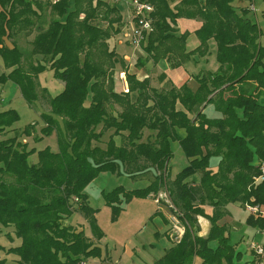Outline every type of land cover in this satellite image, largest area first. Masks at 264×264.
<instances>
[{
  "label": "trees",
  "instance_id": "1",
  "mask_svg": "<svg viewBox=\"0 0 264 264\" xmlns=\"http://www.w3.org/2000/svg\"><path fill=\"white\" fill-rule=\"evenodd\" d=\"M69 1L0 0V57L10 70L2 79L17 87L29 107L39 99L41 74L52 71L63 84V91L48 100L49 113L40 115L42 136L57 134V152L42 150L33 164L28 162L33 152L17 143V137L0 141V227H12L20 240V246L6 251L0 246V252L17 257L14 263L0 259V264L99 259L100 248L63 221L76 208L90 221L92 238L100 240L85 191L99 172L119 168L128 175L154 170L157 174L146 189L123 195L128 202L164 189L183 224L180 242L153 264H256L241 262L226 228L218 226L229 204L264 211V46L257 24L247 17L253 0H180L173 8L169 0H140L153 9L152 31L143 40L147 60L156 64L167 59L178 68L194 56H206L213 41L219 68L196 78L195 91L187 86L157 91L148 80L126 73L125 93L116 91L112 78L123 62L108 47L120 32L118 5L73 0L71 8ZM178 19L202 24L195 32L200 45L193 52L186 51L188 34H175ZM33 33L30 55L47 65L40 61L25 70L24 54L14 39ZM208 105L218 117L203 113ZM18 121L14 110L0 112V137ZM33 128L23 133L31 135ZM109 131L113 137L104 143ZM146 132L150 135L143 141ZM171 140L188 161L173 180ZM211 160L217 161L216 173L209 170ZM194 175L198 181L188 182ZM120 194L117 189L106 196L116 214ZM205 206L213 209L212 216L204 213ZM198 217L210 223L205 237H199ZM247 223L264 231V214L250 216Z\"/></svg>",
  "mask_w": 264,
  "mask_h": 264
},
{
  "label": "rangeland",
  "instance_id": "2",
  "mask_svg": "<svg viewBox=\"0 0 264 264\" xmlns=\"http://www.w3.org/2000/svg\"><path fill=\"white\" fill-rule=\"evenodd\" d=\"M131 1L132 0H122L117 4L122 16L119 26L120 32L109 39L108 47L110 51H114L120 56L126 55L127 60L130 62V66L133 69L148 73L153 65L149 64L144 67L136 65L137 59L140 57L145 60L143 47L146 44V40L137 43L132 38L134 24H129L130 15L128 16L127 11L124 8V6L127 7ZM51 2H53V0ZM69 6L73 8V0L69 1ZM247 17L251 22L257 24V27L260 30V44L264 46V0H253V6L248 12ZM34 35V33L29 37L20 35L14 39L16 41V46L19 47L24 54L22 67L25 70L40 61L45 62L47 65L46 60L40 57H31L30 55L31 41ZM4 45L10 48L12 47V41L5 40ZM194 57L200 59L199 69L207 73L214 72L215 59L213 57L212 60L209 58L208 61L200 56ZM127 60L126 62H128ZM123 68H125V64H123ZM9 71L10 70H7L4 67L3 61L0 57V112L14 110L19 116V121L12 127L14 130L5 131L0 137V141L17 137V143L25 145L29 152H33L32 155L28 157V162L36 164L38 162V152L45 149H48L51 152L58 151L56 133L53 132L48 136H42L41 130L45 125L41 120L40 115L49 113L48 100L50 97L53 98L63 91V84L54 78V73L52 71H46L41 74L39 76V99L32 107H29L22 99L20 93L15 90L12 83L8 80L2 79L3 76H6L9 73ZM121 71V67L117 65L116 70L112 72V78L113 76L115 77V83L118 86L119 91L123 83L122 81L124 80V82H126L124 74L126 71L123 73L124 76H122V74L119 75ZM217 71L215 73H217ZM194 72L196 74L198 73L196 70H194ZM160 77V73L154 72L151 75L152 83L156 84ZM119 78L121 82H119ZM195 86V81L193 80V83L187 87L192 89ZM43 89L46 90V93H42ZM125 89H127V86ZM177 108L181 111L184 110V107L179 103L177 104ZM28 126H34L31 135H25L23 133ZM177 133L180 136L184 135L183 130H178ZM112 134V131L105 132L103 142L106 143L109 140V136H112ZM149 135L150 133L146 132L143 141ZM119 140L120 139L118 138H114L116 144H118ZM101 147L104 148V146ZM170 148L171 151L174 152V161L170 164L169 168L171 169V172L175 174V178L179 169L186 166V160L183 152L180 151L177 141L171 140ZM197 180L198 176L194 175L188 179V182H194ZM148 185L149 182L147 180H143L142 178L134 179L125 173L123 168H119L114 172H99L85 191L88 199V206L92 209L93 214H91L93 215L94 223L102 234L100 240H95L102 250L101 257L105 258V254L108 253V257L111 258L112 263L114 264H144L141 262V259H144L147 253H150L157 259L161 258L164 250L169 249L171 246L170 240L166 236L167 232L171 237L172 244L179 243L182 238L184 233L183 224L178 219V216H176L171 210L166 195L162 193L164 189L160 192L161 197L159 206H157L156 203L154 204V201L150 203L138 202V200H146L145 197L138 198L133 196V198L127 202L123 195L124 193L128 194L133 191L144 190ZM117 189H119L121 193L118 196V205L121 210L116 214V210L107 203L108 198L106 199V196L113 194ZM160 208H163L168 215V224L164 223L160 218L158 214ZM228 212L234 215L237 222L245 225L242 227L244 229H238L231 232L230 244L234 247L235 254H240L241 262L252 263L253 255L248 251L247 244L254 239L256 231L260 232V230H255V228L247 223V219L251 216L250 209L244 210L241 206L229 204ZM66 225L82 231L87 238L93 237L90 221L83 213L77 211L76 208L66 219ZM243 236L244 241L242 240ZM91 242L94 243L93 238L91 239ZM135 242L143 243L145 245V251L132 254ZM254 242L256 245L264 247V238L257 236ZM0 246L4 248L5 251L20 246V240L15 238L14 229L12 227H0ZM212 247L216 248L217 244H213ZM0 259H5L6 261L14 263L16 262L17 257L14 255L7 256L5 252H0ZM94 261L95 259L93 258H86L84 260L86 264H96ZM149 263L150 262H148V264Z\"/></svg>",
  "mask_w": 264,
  "mask_h": 264
},
{
  "label": "crops",
  "instance_id": "3",
  "mask_svg": "<svg viewBox=\"0 0 264 264\" xmlns=\"http://www.w3.org/2000/svg\"><path fill=\"white\" fill-rule=\"evenodd\" d=\"M50 1H52V0H50ZM169 1L171 3V8H173L177 3L180 2V0H169ZM200 1H203V0H200ZM124 8L126 9L127 14L129 16L130 15L129 14V7L128 6L127 7L124 6ZM121 18H122V16H121ZM129 24H130V22H129ZM201 25H202L201 22L198 21V20L178 19L176 21V27H175L176 33L175 34L178 35V36L183 35V34H188V37L186 39V51L187 52H193L194 50H196L199 47L200 43L197 40V38L195 37V32L198 31L201 28ZM208 51H209V53L203 58L206 59V61H208L209 58H210V60H212V57L215 59L216 48H215V43L213 41H209L208 42ZM117 57H118V59L120 61L123 62V64H125V68H123L122 65L118 64V66H120L121 69H122V71L119 73V75L123 74L125 71H126V73L134 74L139 81L148 80L149 83H150L151 88H153V89H155L157 91H166V90H168L170 88L179 89L182 86H189L190 84L193 83V80L195 81V85L196 86L193 87L191 90L195 91L198 88V85L196 83V78L200 77L204 73H207V72H204L201 69H199V67H200V64H199L200 61L199 60L200 59H197L195 57H193L190 62L185 63L181 67L173 68V67H171L170 62L167 59L160 60L156 64H154L151 60H147L146 59V55H145V60L142 59V57H140L139 59H137V63H140V65H138L139 67H144V66L149 65V64L153 65L151 70L148 73L143 72V71H137V69H133L130 66V62L127 60V56L126 55L125 56H120L119 54H117ZM126 60L128 62H126ZM215 60H214V72L213 73H215L217 71L218 67H219V65L217 64V62H215ZM194 70H196L198 73L196 74L194 72ZM154 72H156V73L158 72V73L161 74V77L158 79L156 84H153L152 81H151V75ZM126 73H124L125 74V78H126ZM119 82H121L120 78H119ZM13 86L15 87V90L18 91L17 87L15 85H13ZM125 86H127V83L125 84ZM125 86L122 83L120 91H123L124 93L127 92L128 91V87H127V89H125L126 88ZM115 89H116L117 92H120L117 85H115ZM203 113L209 118L218 117V115L215 114L214 107L212 105H208L204 109ZM115 138H118V137H115ZM180 151H182V150L180 149ZM172 154H173V157H172V159H171V161L169 163V166L174 161V152H172ZM184 158H185V156H184ZM185 160H186V158H185ZM187 166H188V161L186 160V166H184L182 169L186 168ZM182 169H179L178 173ZM209 170L212 173H216L217 172V161L216 160H211ZM156 174L157 173L156 172L154 173V170H151V171L143 173V174L130 175V177H132L134 179L142 178L143 180H147L149 182V185H150L151 182L154 179V176ZM169 174H170V179L173 180L175 174H173L171 172L170 168H169ZM198 178H199V176H198ZM160 197H161L160 193L158 195H149L148 197H146V200H138V202L150 203V202L154 201V204L156 203V205L159 206L160 205V202H159L160 201ZM234 205H238V204H234ZM121 206H123V205H121ZM238 206H240V205H238ZM241 207L244 210L246 209L243 206H241ZM202 209L204 210V213L207 216H212L213 215V209L212 208H210L208 206H205ZM225 210H226V212L228 214L225 217H223L218 222V226H220V227L224 226L226 228V230H227V232L229 234V239H230L232 231H236L238 229H244L242 227L245 226V225H243L240 222L236 221L234 215H232V213L228 212V206L226 207ZM123 211H124V209H123ZM158 212H159L158 214H159L160 218L162 219V221L164 223L168 224V222H167L168 221L167 220L168 219V215L163 210V208H160V210ZM261 213L264 214V211H261ZM250 215L253 216V217H256L259 214L253 215L251 213ZM197 223H198V226L200 228L199 237H205L208 234V232H209L210 223L206 219L201 218V217L197 218ZM63 225L67 226L66 225V220L63 221ZM255 230H259V229H255ZM78 231H80V230H78ZM166 236L170 240V243H171L170 245L172 246L173 244H172L171 237L169 236L168 232L166 233ZM257 236H259L260 238H264V231H261V230H260V232L256 231V235H255L254 239L250 243L247 244V247H248V251L253 255V262H255L256 264H264V254L257 255L254 251H251V249H250V246L253 244V245L257 246V247L262 248V250H264V247H261L260 245L258 246V245L255 244L254 240H255V238ZM88 238H90V237H88ZM242 238H243L242 240L244 241V236ZM90 239H92V238H90ZM93 241H94L93 244L100 248V246L98 245L97 241H95L94 239H93ZM240 244H241V242H240ZM134 246L135 247H134V249H132V254H136L137 252L141 253V252L145 251V245L143 243L135 242ZM171 246H170V248H171ZM100 250H101V248H100ZM167 250H164L162 257L165 255ZM101 253H102V250H101ZM161 258L157 259L156 257L151 255L150 253H147L146 256L144 257V259H141V262H143L144 264H148V262H150L149 264H153L154 262L160 260ZM94 262L96 264H114V263H112L111 258L108 257V253L105 254V258L100 257L99 259H95ZM243 263H247V262H243ZM132 264H135V263H132Z\"/></svg>",
  "mask_w": 264,
  "mask_h": 264
},
{
  "label": "built area",
  "instance_id": "4",
  "mask_svg": "<svg viewBox=\"0 0 264 264\" xmlns=\"http://www.w3.org/2000/svg\"><path fill=\"white\" fill-rule=\"evenodd\" d=\"M59 0H53V2H58ZM112 4H118L122 0H108ZM129 7L130 14V24H134L132 38L135 42L140 43L144 40V35L148 34L152 31L151 25V14L153 9L148 4L143 3L140 0H132ZM121 75V74H120ZM124 76V74H122ZM124 86L125 82L122 81ZM126 87V86H125ZM261 177H264V167H261ZM250 209V212L253 215L262 214L258 208H247ZM251 251H254L257 255L264 254V250L262 248L257 247L255 245L250 246ZM85 264V263H81Z\"/></svg>",
  "mask_w": 264,
  "mask_h": 264
}]
</instances>
